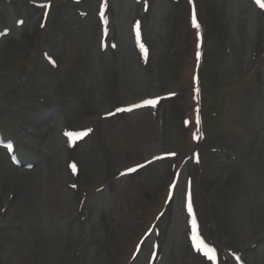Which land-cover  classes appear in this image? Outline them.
Masks as SVG:
<instances>
[{
  "label": "rangeland",
  "instance_id": "374dc122",
  "mask_svg": "<svg viewBox=\"0 0 264 264\" xmlns=\"http://www.w3.org/2000/svg\"><path fill=\"white\" fill-rule=\"evenodd\" d=\"M261 5L0 0V264H264Z\"/></svg>",
  "mask_w": 264,
  "mask_h": 264
},
{
  "label": "bare ground",
  "instance_id": "6f19581e",
  "mask_svg": "<svg viewBox=\"0 0 264 264\" xmlns=\"http://www.w3.org/2000/svg\"><path fill=\"white\" fill-rule=\"evenodd\" d=\"M26 167H30V165H27ZM24 175L32 176L30 171H24ZM33 188H34L33 186H30L31 191L26 192L27 199H28V201H30V205H33V202H34V196H33L34 190H32Z\"/></svg>",
  "mask_w": 264,
  "mask_h": 264
},
{
  "label": "snow or ice",
  "instance_id": "6c2138e0",
  "mask_svg": "<svg viewBox=\"0 0 264 264\" xmlns=\"http://www.w3.org/2000/svg\"><path fill=\"white\" fill-rule=\"evenodd\" d=\"M262 7H264V5H261ZM193 22H194V24H195V19L193 20ZM197 27H198V25H197ZM149 103H151V102H149ZM71 167H72V169H73V171H75V165H71Z\"/></svg>",
  "mask_w": 264,
  "mask_h": 264
}]
</instances>
